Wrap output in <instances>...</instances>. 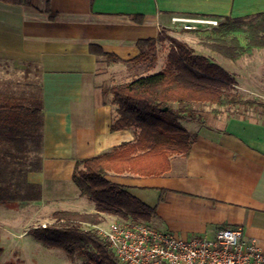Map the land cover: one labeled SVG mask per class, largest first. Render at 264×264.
I'll return each instance as SVG.
<instances>
[{"label": "crops", "instance_id": "obj_1", "mask_svg": "<svg viewBox=\"0 0 264 264\" xmlns=\"http://www.w3.org/2000/svg\"><path fill=\"white\" fill-rule=\"evenodd\" d=\"M47 8L56 13L53 19ZM263 11L264 0H31V5L0 1V98L8 96L2 93L5 77L19 73L38 81L42 102L39 143L10 148L11 156L0 160L2 173L13 167L22 172L21 180H0V264L42 261L36 255L17 256L23 252L21 242L25 245L32 237L34 222L45 224L58 210L95 211L72 180L75 162L135 138L134 129H110L113 105L108 90L156 73L165 63L161 52L154 65L135 61L138 40L155 38L166 29L169 36L195 48L194 35L173 23V17L220 20ZM91 45L120 60L108 61L92 52ZM263 51L254 50L236 61L239 72L230 73L237 91L245 86L241 69H248L249 59ZM259 68L264 71V61ZM29 94L17 97L26 100ZM243 99L262 106H228L215 114L216 106L209 105L191 131L197 140L188 157H172L163 175L109 176L145 204L156 206L150 225L181 237L212 236L222 226H239L243 239H255L264 250V113L254 110H264V100ZM176 157L177 171L172 163ZM159 189L167 190L160 203Z\"/></svg>", "mask_w": 264, "mask_h": 264}, {"label": "trees", "instance_id": "obj_2", "mask_svg": "<svg viewBox=\"0 0 264 264\" xmlns=\"http://www.w3.org/2000/svg\"><path fill=\"white\" fill-rule=\"evenodd\" d=\"M0 1L31 5V0ZM46 11L50 18L55 17V12L49 8ZM188 31L211 53L237 61L254 50H264V11L242 17L226 16L215 26ZM166 43L165 63L160 71L115 84L108 90L113 105L110 129H134V140L75 162L72 180L81 195L93 202L95 211L58 210L52 214L53 222L29 229L32 237L45 247L85 256L86 260L79 264H119L108 242L91 225L104 222L106 216L150 224L155 215L156 206L142 202L110 179V175L157 177L170 170L172 157L187 158L197 134L189 131L182 120L200 122L201 105H215V114L218 108L228 106H262L255 100L243 99L233 74L209 56L197 53L190 43L169 36L166 29H161L155 38L138 40L140 53L134 60L154 63L159 47ZM90 48L108 61L120 60L98 45ZM28 96L26 100L14 95L0 98V160L11 156L7 155L10 148H25L26 143L35 144L37 140L39 143L40 90ZM16 158L22 161L25 157ZM15 172V167L4 173L0 170V180L14 181ZM159 191L158 203L164 201L167 190Z\"/></svg>", "mask_w": 264, "mask_h": 264}, {"label": "built area", "instance_id": "obj_3", "mask_svg": "<svg viewBox=\"0 0 264 264\" xmlns=\"http://www.w3.org/2000/svg\"><path fill=\"white\" fill-rule=\"evenodd\" d=\"M172 22L187 30L218 23L180 17H173ZM91 227L108 242L119 264H264V250L255 239H243L239 226L221 227L212 236L190 237L117 218Z\"/></svg>", "mask_w": 264, "mask_h": 264}, {"label": "rangeland", "instance_id": "obj_4", "mask_svg": "<svg viewBox=\"0 0 264 264\" xmlns=\"http://www.w3.org/2000/svg\"><path fill=\"white\" fill-rule=\"evenodd\" d=\"M202 27H206V26H202ZM167 45H168V43L159 47V49H160L159 52H161L163 60H164L166 52H167V48H168ZM193 45L195 46L197 53L209 56L211 59H213L216 63L221 65L228 72H231V73L235 72V71L239 72L240 62L232 61L228 58H225V57L218 55V54H215V53H210L207 48H205L203 45H201L198 42V40L196 41V43H193ZM260 54H262V56ZM260 54L258 57L253 56V57H251L253 59H249V60H252V62H251L252 64L248 69H241L242 73L245 75V78H246V80H240L241 83L243 85H245L244 88H242V90L238 89V92L242 97L256 98V99L264 100V71H262L263 70L262 68H259V65L262 64L264 61V51ZM157 58H158V56H157ZM159 59H160V57H159ZM156 62H157V60L154 63H152L150 60H147L144 63L146 66H148V65H154ZM132 66H133V64L129 65L130 68ZM136 73H137V71H136ZM130 74L132 75L133 71H130ZM5 78H7V80L4 79L5 81H7V84L4 86L5 88L2 91L3 94L23 97L25 92H26V94L30 92L31 94L36 95V93L39 91L38 81L35 78H32V77L27 78V77H24L22 74H19V73H13L12 75H9ZM131 80H132V78H131ZM116 81L119 82L118 78H116ZM128 81H130V80H128ZM1 89H3V88L0 87V90ZM210 106H212V105H210ZM210 106H209V104L201 105V107H200L201 112L202 113L207 112L209 110ZM238 108H240V107H238ZM238 108L234 107V109H238ZM254 110H257V112L264 113V110L259 108V107L255 108ZM182 124L188 130L194 131L195 130L194 127L196 125H199V122L186 119V120H182ZM177 158H179V157L174 158L172 161L175 171L179 170V165L177 164ZM24 167H21V169H23ZM15 171H16L14 173L15 180H17V181L21 180L22 172H20V168H18V167L15 168ZM6 177H8V176H6ZM137 178H141V177H137ZM138 180H140V179H137V181ZM85 198H87V197H85ZM87 200H90V199L87 198ZM41 211H43V209H41ZM1 218H2V214H0V219ZM114 218H117V217L106 216L105 221L100 223V224H102L103 226L107 225L110 221L114 220ZM117 219H119V218H117ZM51 222H53V218H51V219H49L43 223L46 224V223H51ZM40 224H41V222L36 221V222H34L33 226H37ZM25 241H26L25 245L23 242H21V246H19V249H23V252H19L17 254V256L19 255L22 258L23 257L24 258H28V257L31 258V256L33 257V255H36L35 257L37 260H40V259L42 260L39 262V264H79V263L86 260L85 256H82L79 254L68 255L67 253H65L61 249L45 247L41 243L35 241L32 237H29ZM31 248H33L35 252ZM8 264H32V263L29 261H25L24 263H19L17 261L12 260Z\"/></svg>", "mask_w": 264, "mask_h": 264}]
</instances>
